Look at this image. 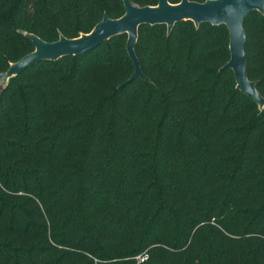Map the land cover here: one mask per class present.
Segmentation results:
<instances>
[{
  "label": "trees",
  "instance_id": "obj_1",
  "mask_svg": "<svg viewBox=\"0 0 264 264\" xmlns=\"http://www.w3.org/2000/svg\"><path fill=\"white\" fill-rule=\"evenodd\" d=\"M123 13L122 0H0V71L34 48L27 32L75 37ZM243 28L264 97V13ZM228 39L224 23H142L143 75L122 86L126 33L9 77L0 264H264V107L220 68Z\"/></svg>",
  "mask_w": 264,
  "mask_h": 264
},
{
  "label": "water",
  "instance_id": "obj_2",
  "mask_svg": "<svg viewBox=\"0 0 264 264\" xmlns=\"http://www.w3.org/2000/svg\"><path fill=\"white\" fill-rule=\"evenodd\" d=\"M122 2L124 13L120 17L109 18L104 15L88 32H82L75 37L60 34L57 39L47 41L34 33L27 32L26 34L34 43V48L10 62L5 70L0 71V90L9 77L19 73L34 61L55 60L63 55L81 54L115 34L126 33L125 46L133 62L134 70L119 84L122 86L135 77L143 75L134 49L140 24L165 23L169 32L175 22L191 19L196 26L203 21L226 25L229 37V58L220 68H231L236 87L254 99L259 106L264 107V97L256 88V81L250 79L246 72L243 28V19L251 11L257 10L264 13V0H205L203 2L180 0L177 3L158 0L156 5L144 6L134 5L130 0H122Z\"/></svg>",
  "mask_w": 264,
  "mask_h": 264
},
{
  "label": "built area",
  "instance_id": "obj_3",
  "mask_svg": "<svg viewBox=\"0 0 264 264\" xmlns=\"http://www.w3.org/2000/svg\"><path fill=\"white\" fill-rule=\"evenodd\" d=\"M147 257V253L143 252V253H139L135 256L136 258V264H140L142 261H144Z\"/></svg>",
  "mask_w": 264,
  "mask_h": 264
}]
</instances>
